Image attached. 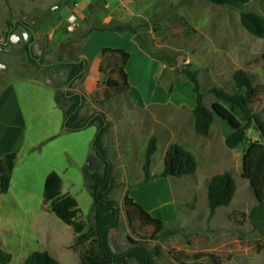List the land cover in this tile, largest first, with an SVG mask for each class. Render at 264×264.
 <instances>
[{
  "label": "rangeland",
  "instance_id": "rangeland-1",
  "mask_svg": "<svg viewBox=\"0 0 264 264\" xmlns=\"http://www.w3.org/2000/svg\"><path fill=\"white\" fill-rule=\"evenodd\" d=\"M83 2L86 5L80 7L78 19L73 10L75 0H0V84L14 86L26 125L8 192L0 195V249L10 254L8 264H24L36 251L47 252L59 264H79L71 247L72 229L43 204L44 181L49 173H56L62 193L77 203L78 221L85 223V229L93 224L88 186L93 174L104 172L94 149L99 123L62 134L66 115L62 101L59 107L55 100L63 84L61 73L67 68L44 67L49 64L45 56L53 51L55 57L64 55L75 61L90 33L119 29L125 30L119 34L127 37L109 34L90 43L125 50L130 39L147 58L141 63L136 53L132 54L126 66L129 93L104 101L107 75L99 73L98 78L94 66L84 77L88 84L98 80L90 92L84 89V78L69 90H80L83 96L79 124L100 115L106 125L99 145L111 167L113 185L108 199L116 203L120 220L109 235L111 251H126L131 239L153 254L154 248L159 250L155 264H264V236L241 217L256 205L249 183L242 179V158L257 129L250 124L247 141L236 150L225 147L229 131L217 119L207 138L197 136L193 131L194 95L183 74L184 70L197 74L208 109L216 101L211 90L232 92L237 70L246 72L253 85L264 86V39L245 32L239 10L206 0ZM242 12L264 17V0H254ZM72 13L76 17L70 20ZM31 39L33 55L43 67L27 59L24 48ZM32 77L42 84L32 82ZM62 100L69 109L72 103ZM250 108L264 120V98ZM230 110L242 120L238 111ZM152 136L157 139V151L152 157L150 181L144 184L142 166ZM172 144L196 158L198 167L193 175L162 177L163 158ZM224 172L233 176L236 194L228 208L210 215L207 185L212 176ZM126 193L155 218L164 220L165 228L156 240L149 239L150 232L143 233L141 239L129 230L123 207ZM180 252L198 259L178 263L174 256Z\"/></svg>",
  "mask_w": 264,
  "mask_h": 264
},
{
  "label": "trees",
  "instance_id": "trees-1",
  "mask_svg": "<svg viewBox=\"0 0 264 264\" xmlns=\"http://www.w3.org/2000/svg\"><path fill=\"white\" fill-rule=\"evenodd\" d=\"M217 6H226L240 11V25L249 35L264 39V17L258 13H245L242 9L254 0H206ZM113 32V31H102ZM125 32L119 29L113 33ZM33 39L30 40V43ZM25 53L28 61L34 65L40 62L32 55L29 45H26ZM99 73L107 75L104 82V101L114 97L127 95L130 85L126 73V65L129 54L121 49L104 48L100 52ZM60 67L67 68L69 74L66 81L67 89H71L74 82L82 77L87 70V61L82 59L79 62H59ZM184 76L192 87L195 105L193 114V131L201 137L207 138L210 130L217 119L223 123L229 133L224 138V145L229 150H236L248 139L247 130L253 124L261 139H264V120L259 115L252 113L251 106L264 98V86L253 85L250 76L243 70H237L233 74V88L231 93L221 89H213L211 93L216 101L208 109L204 104V95L195 72L184 70ZM63 97L69 100L72 105L66 112L64 129L65 131H79L80 129L98 122L97 134L94 140V149L98 158L104 164V172L100 176H91L90 187L93 199V224L85 229V223L78 221L79 209L76 201L62 194V182L59 176L51 172L44 181L43 204L48 206L49 212L53 214L74 233L72 249L78 255L79 264H128L134 261L136 264H155L154 257L160 252L154 248V254L148 251L140 242L129 239V248L120 253L114 254L108 242V233L116 229L119 224V209L114 201L108 199L113 185L111 167L105 158L104 152L99 145L101 136L106 129L105 122L100 115L92 116L84 124H79L77 115L83 104V96L75 92H65ZM234 108L241 116L230 110ZM157 151V139L150 137L144 155L142 171L144 184L150 181V166L152 157ZM15 154L4 155L0 159V195L8 192L12 171L14 168ZM198 167L196 158L178 144L170 145L163 158L162 177L182 179L193 175ZM242 179L249 183L256 200V205L251 211L241 217L248 221L251 227L264 236V144L255 141L250 142L244 150L242 158ZM236 194V182L229 172H224L211 177L207 185V206L210 215L218 209L228 208ZM123 207L131 233L142 238V234L150 232V240H156L163 232L165 223L161 219L151 216L139 203L134 201L128 193L123 199ZM198 256L189 257L183 252L177 253L174 259L178 263L198 259ZM11 261L10 254L0 249V264H8ZM214 262V260H213ZM217 264L216 262H214ZM24 264H59L45 251L31 253Z\"/></svg>",
  "mask_w": 264,
  "mask_h": 264
},
{
  "label": "crops",
  "instance_id": "crops-1",
  "mask_svg": "<svg viewBox=\"0 0 264 264\" xmlns=\"http://www.w3.org/2000/svg\"><path fill=\"white\" fill-rule=\"evenodd\" d=\"M86 1L88 3V0H86ZM85 5L86 4L83 2V0H75V6H74L73 10L76 12L75 15L78 17V19H80V7H84ZM73 15L74 14L72 13L69 16H73ZM109 34H119V33H113V32H92V33H90L88 35V37L86 38L81 49L78 50L75 61H68V58L63 57L64 55H61L62 57L61 56L55 57L53 55V51L50 54L48 53V55L45 56V60L48 61L49 64L45 65L44 67H46V66L47 67L59 66L60 65L59 62H62V63H64V62H79L82 59H86L87 69L91 68V66H94L95 69L97 68L96 74H97L98 78H100V74H99L100 52L102 49L109 48V47H104L105 45H102L99 47L94 46L90 42L95 38H99V37L101 38V37L107 36ZM119 35L127 37L124 34H119ZM129 41L131 42L129 49L127 48V49H125L126 51L124 50L126 53L129 54V60L131 59L132 54L136 53L137 58L141 61V63L146 61L147 58L142 55V53L139 51L138 47L130 39H129ZM111 48L112 49H120L117 47H111ZM60 57L62 59L65 58L66 61H64L62 59H60L61 60L60 61L59 60ZM129 60H128V62H129ZM128 62H127V64H128ZM42 65L43 64L40 63L39 66H42ZM1 67L2 66H0V68ZM60 68H62V67H60ZM125 70H126V68H125ZM86 73H87V70L82 75V77H81L82 79L85 77ZM68 74H69L68 69H67V72L65 71V72L61 73V77H63V84L61 86L60 91L57 93V98L55 100L57 103L60 100L62 101V97H63V94L65 92H67V91L71 92V91H69L70 89H67V87H66V81H67ZM127 77H128V82H129L128 74H127ZM41 79H43V78H41ZM44 79H46V78H44ZM31 81L38 84V85L42 84V83H40L42 81H39V79L36 77H32ZM79 81H80V79L76 80L73 84L74 85L73 87H75V84H77ZM83 83H84L83 84L84 89L87 92H90L91 88L97 85L98 80L93 81L92 84H88L87 79L84 78ZM78 88L80 89V86ZM74 92L80 94V90H76V91L74 90ZM57 103H56V106H57ZM58 106H59V103H58ZM61 109L64 112V115H66V112L68 109H66L64 106H62V104H61ZM193 121H194V119H193ZM25 128H26V125H25L23 113H22L19 101L17 99L16 93L14 90V86L12 84H10V82L7 84H4V85L0 84V159L4 155L11 154V153H14L15 156L17 157V155L19 154L18 152L21 149V145L19 146L18 143L24 134ZM62 130H63L62 134H66V131L63 129V127H62ZM255 132H256V138L253 140V142H255V141H258L260 143L264 142V139H261L259 137L258 131L255 130ZM15 161H16V158H15ZM15 161H14V167H15ZM13 170H14V168H13ZM12 173H13V171H12ZM10 182H11V180H10ZM9 186H10V184H9ZM8 189H9V187H8ZM64 195H66V194H64ZM147 212L151 216H153L149 211H147ZM153 217H155V216H153ZM156 217L158 219H161L162 221H164L162 218H160L158 216H156ZM110 232H111V230L108 233L109 245H110V240H109ZM110 247H111V245H110ZM130 262H134V261H129L128 264Z\"/></svg>",
  "mask_w": 264,
  "mask_h": 264
},
{
  "label": "flooded vegetation",
  "instance_id": "flooded-vegetation-1",
  "mask_svg": "<svg viewBox=\"0 0 264 264\" xmlns=\"http://www.w3.org/2000/svg\"><path fill=\"white\" fill-rule=\"evenodd\" d=\"M10 34H11V33H8L7 36L9 37ZM33 43H34V40H33L32 43H30V41H29V42L26 44V45H29L32 55H33V52H32V51H33V47H32V44H33ZM31 47H32V48H31ZM1 49H3V47H0V50H1ZM33 56H34V55H33ZM34 57H35V56H34ZM35 58H36V57H35ZM36 59H37V58H36ZM37 60H38V59H37Z\"/></svg>",
  "mask_w": 264,
  "mask_h": 264
},
{
  "label": "built area",
  "instance_id": "built-area-1",
  "mask_svg": "<svg viewBox=\"0 0 264 264\" xmlns=\"http://www.w3.org/2000/svg\"><path fill=\"white\" fill-rule=\"evenodd\" d=\"M74 19V17L72 16V18H70V20H73Z\"/></svg>",
  "mask_w": 264,
  "mask_h": 264
},
{
  "label": "water",
  "instance_id": "water-1",
  "mask_svg": "<svg viewBox=\"0 0 264 264\" xmlns=\"http://www.w3.org/2000/svg\"><path fill=\"white\" fill-rule=\"evenodd\" d=\"M63 101H64V100H62V103H61V104H62V106H64V105H63Z\"/></svg>",
  "mask_w": 264,
  "mask_h": 264
}]
</instances>
